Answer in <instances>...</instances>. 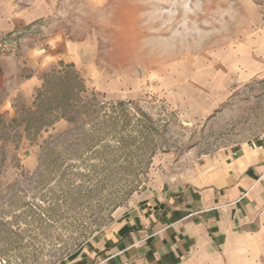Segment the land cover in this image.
Masks as SVG:
<instances>
[{
    "label": "rangeland",
    "instance_id": "374dc122",
    "mask_svg": "<svg viewBox=\"0 0 264 264\" xmlns=\"http://www.w3.org/2000/svg\"><path fill=\"white\" fill-rule=\"evenodd\" d=\"M263 135L264 0H0V264L97 251Z\"/></svg>",
    "mask_w": 264,
    "mask_h": 264
},
{
    "label": "crops",
    "instance_id": "0c3cea01",
    "mask_svg": "<svg viewBox=\"0 0 264 264\" xmlns=\"http://www.w3.org/2000/svg\"><path fill=\"white\" fill-rule=\"evenodd\" d=\"M264 242V135L151 197L66 264H245ZM82 254V255H81ZM96 258V259H95Z\"/></svg>",
    "mask_w": 264,
    "mask_h": 264
}]
</instances>
